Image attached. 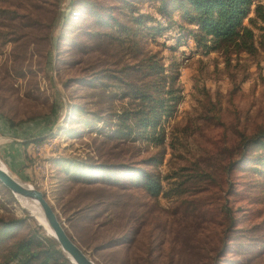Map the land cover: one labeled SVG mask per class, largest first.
I'll use <instances>...</instances> for the list:
<instances>
[{"label":"rangeland","instance_id":"rangeland-1","mask_svg":"<svg viewBox=\"0 0 264 264\" xmlns=\"http://www.w3.org/2000/svg\"><path fill=\"white\" fill-rule=\"evenodd\" d=\"M70 1L0 0V116L18 122L0 130V162L45 194L94 264H264V149L250 145L252 159L228 168L242 137L264 129V22L254 12L264 0L243 20L253 52L198 45V26L180 8L161 15L159 0ZM151 53L167 69L165 89L177 73L179 96L155 128L158 144L126 134L119 116L142 106L124 82H140ZM25 131L47 133L22 145ZM123 166L152 172L158 194ZM94 167L111 182L93 184ZM0 218L21 219L0 264L31 230L55 239L1 182Z\"/></svg>","mask_w":264,"mask_h":264},{"label":"trees","instance_id":"trees-1","mask_svg":"<svg viewBox=\"0 0 264 264\" xmlns=\"http://www.w3.org/2000/svg\"><path fill=\"white\" fill-rule=\"evenodd\" d=\"M159 13L168 17L170 15L171 8H180L183 12L184 18L198 26V32L195 34L196 42L198 45L207 46L206 41L213 44V47L217 43L228 44L233 46L236 50H244L247 52H253L254 46V34L253 31L243 25V20L246 18L253 5V0H159ZM74 0L70 1L71 6L74 5ZM256 17L264 22V8L262 4H256L254 7ZM136 23L142 24L143 15L135 16ZM64 19H62V22ZM209 47V45H208ZM133 67H137L133 65ZM138 71L141 73V79L139 83H135L130 79L124 82V85L130 86L133 91L132 98L136 97L141 107L136 110H130L129 108L122 111L119 115L121 122L120 125L126 126L127 133L131 130L143 131L146 137H150L155 143H161L162 136L157 133L161 138L153 137L155 128L159 124V121L164 112L171 110L173 101L176 102L178 95L173 93V84L176 81L177 73L169 76V88L165 89V85L161 83V80L166 79V67L163 61L155 54H145L142 61L138 64ZM99 73H105L106 70H99ZM113 75V74H111ZM151 76H155L154 79H149ZM160 77V79H157ZM116 78V77H115ZM122 86V89L124 88ZM176 90V89H175ZM2 117L0 116V121ZM133 120V121H132ZM18 122H14L9 118H4L0 123V130L5 128H15ZM135 127V128H134ZM22 137L24 142L22 145L27 144L25 141L29 137L36 136L35 141H40L38 136H42L47 132L39 131L34 133H26ZM152 132V133H150ZM241 151L236 160L230 162L228 168L234 164H242L252 156L247 153L250 145L254 147H261L264 149V129L256 134L242 137ZM162 151L159 150L155 154L149 156L143 160L146 164H153L158 161ZM254 157V156H253ZM264 161V160H263ZM93 167V165H92ZM111 166H101L102 169ZM113 167V166H112ZM126 167V173L133 171L136 173V179L132 182H139L145 186L146 190L152 195H156L159 192L160 184L152 172L145 171L142 168ZM100 167H94L93 171H100ZM101 169V170H100ZM103 171V170H102ZM95 177L91 182L93 184L100 182H111L108 178ZM107 180V181H106ZM21 223V219H13L5 221L0 218V243L7 237V234L11 230ZM36 230H31L27 235L13 243L6 254L5 264H72L66 257L58 242L55 239L39 236ZM67 232V231H66ZM68 234V233H67ZM69 235V234H68ZM70 237V235H69ZM71 238V237H70ZM72 239V238H71ZM73 240V239H72ZM120 241V240H118ZM11 262V263H10Z\"/></svg>","mask_w":264,"mask_h":264},{"label":"water","instance_id":"water-1","mask_svg":"<svg viewBox=\"0 0 264 264\" xmlns=\"http://www.w3.org/2000/svg\"><path fill=\"white\" fill-rule=\"evenodd\" d=\"M0 182L7 187L12 194L36 200L43 212V215L54 233V238L58 242L62 251L75 264H94L86 253L69 237L62 223L58 219L51 204L45 194L28 183L12 176L0 167Z\"/></svg>","mask_w":264,"mask_h":264},{"label":"bare ground","instance_id":"bare-ground-1","mask_svg":"<svg viewBox=\"0 0 264 264\" xmlns=\"http://www.w3.org/2000/svg\"><path fill=\"white\" fill-rule=\"evenodd\" d=\"M0 167L7 171L8 173H10L7 168L0 162ZM11 174V173H10ZM15 197L18 199V201L20 202V204L25 207L26 209L29 210V212L35 217V219H37V222L42 225V227L45 229V231L50 235V236H54V233L52 231V229L49 227L44 215H43V212H42V209L39 205V203L34 200V199H31V198H26V197H23V196H20V195H16L14 194ZM73 264H75L73 262Z\"/></svg>","mask_w":264,"mask_h":264}]
</instances>
